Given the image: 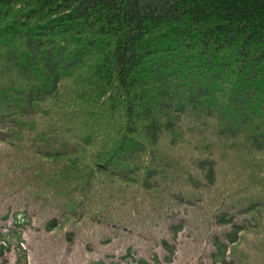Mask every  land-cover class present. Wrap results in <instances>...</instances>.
Listing matches in <instances>:
<instances>
[{
  "label": "trees",
  "instance_id": "obj_1",
  "mask_svg": "<svg viewBox=\"0 0 264 264\" xmlns=\"http://www.w3.org/2000/svg\"><path fill=\"white\" fill-rule=\"evenodd\" d=\"M0 145V264H264V0H0Z\"/></svg>",
  "mask_w": 264,
  "mask_h": 264
},
{
  "label": "rangeland",
  "instance_id": "obj_2",
  "mask_svg": "<svg viewBox=\"0 0 264 264\" xmlns=\"http://www.w3.org/2000/svg\"><path fill=\"white\" fill-rule=\"evenodd\" d=\"M69 82H71V80L66 79L63 81L65 86ZM60 96H65L64 91H62ZM185 138H187V135L185 136ZM180 141H181L180 139L176 140V142L174 144V146H175L174 148L169 149V146L167 145V141L163 144V146L168 148L172 152V154H174L176 156L181 155L183 158L182 164L186 163V166H189L190 165L189 162H191V161L187 156L184 155V153H186L187 145L184 146L183 145L184 143L181 144ZM182 146H184V147L181 148ZM16 152L17 151L15 149H13L12 147L8 148L6 146L0 145V193L3 191H6V190L10 191L12 187L7 188V185L11 184L13 186L17 177L19 175L23 174L22 169L21 170L18 169L20 167L19 165L14 166L16 169L13 167L10 169V167L14 163H13V161H9V160L13 159ZM59 159H61L63 162H69V164L75 163L73 160L74 158H68L67 156L61 157ZM8 161H9V163H8ZM37 161H38L37 158H35L34 162L37 163ZM247 161H248V165L250 166L249 167L250 170L253 171L254 173H256L258 176H260V182L261 183L264 182V153H257L256 152L255 154L251 155L250 160H247ZM84 162H85L84 160L81 161L82 164H84ZM157 162H158V164H157V166H155V168H157L159 170L164 168V165L166 164V162L164 163L160 159ZM63 164H65V163H63ZM55 169H57V168H55ZM157 169H155V170H157ZM52 170L48 169V171H46L47 174H49V173L50 174H56L57 173L55 171L51 172ZM85 170H86V167H85ZM162 171H164L166 173L170 172V171H166V169H162ZM187 171H188V169H185V168L182 170L183 173H186ZM161 173H160V175H163ZM188 174H191V173H188ZM179 177H181V176L179 175ZM68 183H70L68 185H71L70 181H68ZM17 187L18 186L13 187V190L18 191ZM95 191H96V189H94V191H93L94 194H95ZM177 209L180 211H183V213H186L187 215L188 214H192L193 216L198 215L196 221L199 223H205L206 222L205 218L207 216V213L211 211V209H207V208L205 209L204 208L205 214L203 213V211L199 212L198 214H195V213L191 212V209H188V207L182 206V205H179L177 207ZM21 216L22 215L20 213L16 214V217H18L17 219H19V220H20ZM61 224H62V227H60V225H58L56 227V229L53 231V233H49V234L42 233L39 236L41 238H45L46 240L39 239L36 246L34 245V246L29 247V250L31 251V257L30 258H32V257L34 258L33 259L34 264H58L59 259H64V260H62V264H67V260L64 258V255L62 253V245L60 244L61 237H63L65 230H67L68 228H71L73 226L75 227V225L73 224V222H67V221L64 223H61ZM256 235L255 234L252 235L250 232L244 233V241L241 242L242 243L241 250L244 253H248V254L251 253L252 246H254V245H252L250 243H256V245H258V247H262L264 249V237H262V236H264V232L260 233V234H256ZM260 238L263 241V244H261V245L259 244ZM13 242L14 241H10L11 244H6V246H8V245L11 246ZM77 243H79V240ZM77 248H78L77 246H73V249L77 250ZM255 254L258 255V252H256ZM28 256H29V253H27V258H28ZM260 256H261V253H260ZM37 257L43 259V261L37 260ZM82 258L85 259L86 257L82 254Z\"/></svg>",
  "mask_w": 264,
  "mask_h": 264
}]
</instances>
